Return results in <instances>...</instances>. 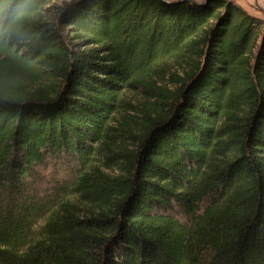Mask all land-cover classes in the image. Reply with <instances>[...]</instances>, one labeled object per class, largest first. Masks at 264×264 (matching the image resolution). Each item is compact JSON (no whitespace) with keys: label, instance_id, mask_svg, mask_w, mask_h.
I'll use <instances>...</instances> for the list:
<instances>
[{"label":"trees","instance_id":"obj_1","mask_svg":"<svg viewBox=\"0 0 264 264\" xmlns=\"http://www.w3.org/2000/svg\"><path fill=\"white\" fill-rule=\"evenodd\" d=\"M44 4L0 42V264H264V19Z\"/></svg>","mask_w":264,"mask_h":264},{"label":"clouds","instance_id":"obj_2","mask_svg":"<svg viewBox=\"0 0 264 264\" xmlns=\"http://www.w3.org/2000/svg\"><path fill=\"white\" fill-rule=\"evenodd\" d=\"M59 3V0H52ZM51 4L36 5V0H14L13 5L0 15V42L13 46L27 44L35 38L33 23Z\"/></svg>","mask_w":264,"mask_h":264},{"label":"rangeland","instance_id":"obj_3","mask_svg":"<svg viewBox=\"0 0 264 264\" xmlns=\"http://www.w3.org/2000/svg\"><path fill=\"white\" fill-rule=\"evenodd\" d=\"M241 8H243L245 11H247L249 14L259 16L262 19H264V0H234ZM172 70L177 71L181 74V70L179 66L174 63V61H169L165 64L164 72L165 77L162 78V81H165L168 83V73ZM40 169L39 174L41 175L42 181L46 182L48 179L54 174L55 165L54 162L50 161L47 165V167L40 166L38 167ZM61 172V171H60ZM42 173V174H41ZM62 173V172H61ZM180 219H185L181 214H179Z\"/></svg>","mask_w":264,"mask_h":264}]
</instances>
